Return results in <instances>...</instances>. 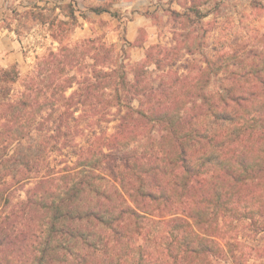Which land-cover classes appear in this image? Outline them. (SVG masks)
<instances>
[{
  "label": "trees",
  "instance_id": "obj_1",
  "mask_svg": "<svg viewBox=\"0 0 264 264\" xmlns=\"http://www.w3.org/2000/svg\"><path fill=\"white\" fill-rule=\"evenodd\" d=\"M191 1L172 14L204 18ZM25 7L59 46L25 76L0 68V264H141L150 240L167 264L225 258L231 244L207 218L240 215L264 193V45L228 64L216 92L206 90L209 68L203 87L170 69L156 86L150 67L174 63L170 50L152 45L127 71L116 45L71 43L87 18L79 2ZM111 8L87 11L116 17Z\"/></svg>",
  "mask_w": 264,
  "mask_h": 264
},
{
  "label": "rangeland",
  "instance_id": "obj_2",
  "mask_svg": "<svg viewBox=\"0 0 264 264\" xmlns=\"http://www.w3.org/2000/svg\"><path fill=\"white\" fill-rule=\"evenodd\" d=\"M35 1L37 0L22 3L21 0H0V39L21 38L22 41L17 40L19 62L6 65L4 56L0 55V68L16 65L22 76L34 67L38 57H42L51 47L56 50L59 46L58 43L53 45L51 39L45 37V31L37 23L25 18L23 13L28 10L25 6ZM75 1L79 2L81 7L85 6L87 18L80 17L81 27L77 28L70 38L71 43L88 38H101L109 45L114 44L120 58L126 56L124 63L127 71H130L131 65L144 60L147 49L152 45H160L170 50L167 62L174 63H167L165 69H159L156 65L150 67V70L154 71L152 83L156 86L162 81L169 82L174 78V75L168 78L165 75L170 69L183 79L189 77V83H199L198 86L203 87L209 80L205 73L210 71L211 79L206 85V90L216 92L227 83L223 72L228 64L231 70H235L242 65H236L237 60H243L248 51L262 48L264 45V0H197L203 13L207 15L202 19L192 16L191 21L194 23L172 14L173 11L182 14L185 7L192 4L191 0H108L109 3L112 2L111 12H115L116 17L109 13L97 15L87 11L88 7L99 5L103 0ZM125 41L128 45L126 53L123 54L121 49ZM230 56L236 57L227 60ZM208 68L203 75L201 70ZM218 70L220 74L216 76ZM129 76L133 79L131 73ZM116 124H109L107 134L114 133ZM77 142H83V139L78 138ZM259 188L260 186L257 187ZM262 192L261 188L248 200L247 210L240 211V215L235 214V210L225 215L210 214L207 219H211L213 224L210 221L209 224L211 227H219V241L226 249L227 244H231V252L225 258H213L198 262L199 264H264ZM24 198L25 194L21 193V199ZM231 207L233 205L229 208ZM141 243L147 252H151L141 264H167L157 242L150 240ZM107 263L139 262L137 259H123L114 260V263L109 260Z\"/></svg>",
  "mask_w": 264,
  "mask_h": 264
},
{
  "label": "crops",
  "instance_id": "obj_3",
  "mask_svg": "<svg viewBox=\"0 0 264 264\" xmlns=\"http://www.w3.org/2000/svg\"><path fill=\"white\" fill-rule=\"evenodd\" d=\"M17 40L22 42L19 39ZM17 40L6 37L0 39V55L4 56V61L7 63L6 65L12 64L13 62H19L20 54L16 50L19 45Z\"/></svg>",
  "mask_w": 264,
  "mask_h": 264
}]
</instances>
